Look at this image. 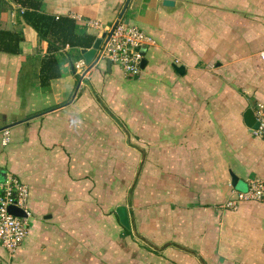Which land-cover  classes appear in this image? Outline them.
Segmentation results:
<instances>
[{"label":"crops","instance_id":"1","mask_svg":"<svg viewBox=\"0 0 264 264\" xmlns=\"http://www.w3.org/2000/svg\"><path fill=\"white\" fill-rule=\"evenodd\" d=\"M30 1L94 39L102 29L76 16L153 43L133 77L105 61L79 74L65 46L43 84L46 42L6 1L0 29L20 39L0 51V181L29 196L26 235L11 256L0 245V264H264V199L222 207L264 180V142L243 118L264 103V0Z\"/></svg>","mask_w":264,"mask_h":264},{"label":"built area","instance_id":"2","mask_svg":"<svg viewBox=\"0 0 264 264\" xmlns=\"http://www.w3.org/2000/svg\"><path fill=\"white\" fill-rule=\"evenodd\" d=\"M75 19L87 27L102 29L103 31V36L100 38L98 47L91 58V60H95L94 65L107 60L109 63L116 64L127 77H133L139 73L140 61L143 57L140 48L153 43L149 35L135 25L123 23L121 20L102 26L94 20H83L77 16ZM260 57L263 58L264 54L260 53ZM87 65L83 58H79L73 62L72 70L82 74ZM251 111L257 126L250 131L264 142V103L256 102ZM8 142L9 129L7 127L0 128V144L4 146ZM28 196L27 185L15 176L8 175L0 181V245L8 256L14 254L26 235ZM262 199H264V180L254 178L248 180L244 191L235 192L222 204V207L235 210L240 202L260 201ZM10 205L22 209L26 216L18 217L8 213L7 207Z\"/></svg>","mask_w":264,"mask_h":264},{"label":"trees","instance_id":"3","mask_svg":"<svg viewBox=\"0 0 264 264\" xmlns=\"http://www.w3.org/2000/svg\"><path fill=\"white\" fill-rule=\"evenodd\" d=\"M7 0H0V11L5 6ZM23 7L21 17L39 37L46 42L45 55L42 57L39 75L41 83H46L51 78L59 75V64L54 55L56 51L64 48L69 49V61H72V54L80 49L89 48L94 36L78 29L74 19L67 16H53L40 11L38 4L30 0H13ZM15 36V38H14ZM12 35L7 30L0 29V51L14 53L16 48L13 39L19 40V35ZM71 58V59H70Z\"/></svg>","mask_w":264,"mask_h":264},{"label":"water","instance_id":"4","mask_svg":"<svg viewBox=\"0 0 264 264\" xmlns=\"http://www.w3.org/2000/svg\"><path fill=\"white\" fill-rule=\"evenodd\" d=\"M165 3H170L171 1L169 0H165L164 1ZM103 36L100 35L99 37H96L91 46L88 48V49H80L79 52L81 54V57L83 58L84 60V63L85 64H88L87 67H92L94 66L95 64V60H91V58L93 57L94 53H95V50L97 49L98 47V44L100 42V38ZM140 51L144 52V47H141L140 48ZM106 63V66H109V62L106 60L105 61ZM145 64V59L142 57L141 61H140V69L143 68ZM177 69H180L181 67H176ZM243 118H244V123L245 125L249 128V129H255L256 126H257V122L255 120V118L253 117V114H252V111L250 109H246L243 113ZM231 180H232V185H233V182L235 181V177L231 174ZM7 211L8 213L14 215V216H18V217H25L26 214L25 212L20 209V208H17L15 206H8L7 207ZM115 213L117 215V218H118V221L119 223L125 227V228H128L129 225H128V219H127V214H126V211H125V207L123 205H118L115 207Z\"/></svg>","mask_w":264,"mask_h":264},{"label":"rangeland","instance_id":"5","mask_svg":"<svg viewBox=\"0 0 264 264\" xmlns=\"http://www.w3.org/2000/svg\"><path fill=\"white\" fill-rule=\"evenodd\" d=\"M234 211V210H233Z\"/></svg>","mask_w":264,"mask_h":264}]
</instances>
